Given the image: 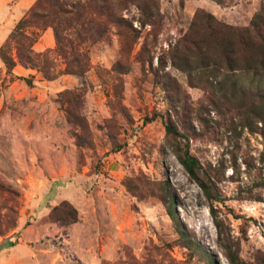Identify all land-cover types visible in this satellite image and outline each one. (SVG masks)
Listing matches in <instances>:
<instances>
[{"label": "rangeland", "instance_id": "rangeland-1", "mask_svg": "<svg viewBox=\"0 0 264 264\" xmlns=\"http://www.w3.org/2000/svg\"><path fill=\"white\" fill-rule=\"evenodd\" d=\"M111 1L137 31L110 26V39L89 51L85 77L49 81L20 64L8 72L0 58V264H210L180 239L170 199L184 233L215 264H231L227 254L264 264V136L225 97L231 77L213 66L215 48L191 43L198 12L196 40L210 36L209 20L235 37L264 18V0ZM36 2L0 0V48ZM28 33L35 53L64 70L53 30ZM233 79L247 102L264 94V68ZM77 89L81 126L59 100ZM167 125L189 136L220 202L186 172L174 150L185 140ZM63 203L77 210L76 223L58 219Z\"/></svg>", "mask_w": 264, "mask_h": 264}, {"label": "trees", "instance_id": "trees-1", "mask_svg": "<svg viewBox=\"0 0 264 264\" xmlns=\"http://www.w3.org/2000/svg\"><path fill=\"white\" fill-rule=\"evenodd\" d=\"M214 1L225 5L231 3L232 0ZM200 13L202 12L196 14L192 24L191 43L201 50L207 45L215 48L217 54L212 58L213 66L218 71L222 65H225L228 71L227 77L229 79L231 77L232 92L225 94V97L231 103L238 102L237 110L243 118V126L249 128L251 132L260 130L264 136V94L257 93L247 102L246 96L249 93H246V90L239 86L238 81L233 79L242 70L257 77L264 68V34L261 33V29L264 28V18L256 15L251 27L242 30L235 37L227 30L232 28L213 24L209 20L205 23V27L210 30V36L196 40L194 37L201 26L198 21ZM142 17L139 19L142 27L152 24L146 8H143ZM110 26L137 31L132 21L126 20L122 14L114 11V2L111 0H37L30 9L29 15L18 22L8 41L0 48V58L8 72H13L20 64L24 68L37 70L49 81L58 79L60 75L83 78L91 69L90 49L110 39ZM30 29L53 30L56 42L54 52L64 60V70L58 72L55 69V64L48 53H35L34 46L37 38L34 34L28 33ZM13 49L16 50V57L12 54ZM202 68L204 70L205 66ZM219 85H222V82ZM81 96V89L65 90L59 93V100L65 108L67 120L76 125L82 123L81 120H76L74 113ZM259 124H262L261 128ZM166 128L168 134L185 140L184 145L180 144L174 150L186 172L198 184L208 200L220 202L219 196L213 194L215 187L212 181L202 178L203 166L190 151L189 136L179 132L172 125H167ZM173 207L174 201L170 199L167 209L169 215L177 223L180 239L194 252L206 255L210 264H215L204 249L184 233ZM62 213L64 216L58 218L59 220L69 224L77 222L78 212L70 204L63 203ZM14 245L15 242L10 243V246ZM2 247L0 246V251ZM227 255L231 264H239L237 256Z\"/></svg>", "mask_w": 264, "mask_h": 264}]
</instances>
